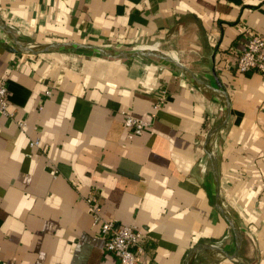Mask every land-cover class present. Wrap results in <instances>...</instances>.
Returning a JSON list of instances; mask_svg holds the SVG:
<instances>
[{"label": "crops", "instance_id": "0c3cea01", "mask_svg": "<svg viewBox=\"0 0 264 264\" xmlns=\"http://www.w3.org/2000/svg\"><path fill=\"white\" fill-rule=\"evenodd\" d=\"M0 21L33 49H158L184 68L81 47L15 51L0 28L14 111L0 114V264H119L90 194L105 219L142 231L140 264H264V75L235 69L264 33V0H0ZM127 111L148 121L133 139ZM227 112L210 173L205 141ZM203 244L227 254L190 260Z\"/></svg>", "mask_w": 264, "mask_h": 264}, {"label": "built area", "instance_id": "2783aa9c", "mask_svg": "<svg viewBox=\"0 0 264 264\" xmlns=\"http://www.w3.org/2000/svg\"><path fill=\"white\" fill-rule=\"evenodd\" d=\"M235 69L238 72L254 71L264 75V33H254L250 36L245 49L239 54ZM8 78L0 77V114L10 117L14 116V111L10 109L8 97ZM48 96L52 95L49 89ZM164 101V96L155 103L154 108L158 109ZM221 111L223 107H220ZM125 126L127 137L133 139L141 135L148 125V121L129 111L125 112ZM19 125L25 127V123L20 121ZM31 146H40L38 138L31 140ZM88 201L94 213V225H99L104 236L105 249L114 255L119 264H140L145 255V249L141 245L143 233L133 225H119L113 220L105 219L102 214V206L95 194H90Z\"/></svg>", "mask_w": 264, "mask_h": 264}, {"label": "water", "instance_id": "95a60500", "mask_svg": "<svg viewBox=\"0 0 264 264\" xmlns=\"http://www.w3.org/2000/svg\"><path fill=\"white\" fill-rule=\"evenodd\" d=\"M0 28L4 29L7 33H10L14 43L16 45V47H14L15 51H23L25 53H41L43 51H47V50H51V49H61V48H76V47H81V48H88V49H94L97 50L103 54H107L110 56H114V57H118V58H122V59H129V58H157V59H162V60H166V61H174V60H179V54L176 52H165V51H161V50H149V49H121L118 46H114L112 44L109 45H91V44H87V43H83V42H57V43H52L49 45H45L42 46L40 48L37 49H33L29 46L23 45L21 43V41L14 35V33L12 32V30L6 25L5 22L0 21ZM173 55H171V54ZM175 56V57H173ZM215 112L218 115L219 119V110H217V108H215ZM228 113L226 114L225 118L223 120H221L220 122H218L208 133V136L206 138L205 141V147H204V154H203V165L204 168L207 172L211 173V167L209 166V163L206 159V155L211 153V145L213 143L214 138L216 137L217 133L224 127V125L227 122V118H228ZM207 153V154H206ZM212 172L215 178V191H216V199L218 202V206L221 205L220 204V196H219V191L217 188V177H216V169H215V158H213V168H212ZM220 210L222 211V214L227 217L228 219L230 218L229 213H227L226 211H224L223 209L220 208ZM233 229L235 231L236 237H237V241H240V234H239V230L237 227L233 226ZM198 249H206V250H214V251H218V252H222V253H226L227 252L216 246V245H212V244H203L200 245L198 247H196L192 253L190 254V260L193 256V254L198 250Z\"/></svg>", "mask_w": 264, "mask_h": 264}, {"label": "bare ground", "instance_id": "6f19581e", "mask_svg": "<svg viewBox=\"0 0 264 264\" xmlns=\"http://www.w3.org/2000/svg\"><path fill=\"white\" fill-rule=\"evenodd\" d=\"M121 46H122V45H121ZM168 62H169V64H171L173 67L184 69L183 67L178 66V65H177L175 62H173V61H168Z\"/></svg>", "mask_w": 264, "mask_h": 264}]
</instances>
